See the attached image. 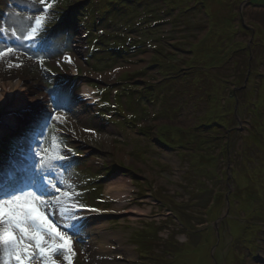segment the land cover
Masks as SVG:
<instances>
[{"label": "rangeland", "instance_id": "374dc122", "mask_svg": "<svg viewBox=\"0 0 264 264\" xmlns=\"http://www.w3.org/2000/svg\"><path fill=\"white\" fill-rule=\"evenodd\" d=\"M47 3L0 0V48L19 50L0 82L27 101L0 138V197L51 179L97 209L79 213L72 264H264V0ZM36 15L44 38L17 40ZM38 151L64 159L42 172ZM112 180L128 214L105 219ZM0 264H16L4 246Z\"/></svg>", "mask_w": 264, "mask_h": 264}, {"label": "snow or ice", "instance_id": "6c2138e0", "mask_svg": "<svg viewBox=\"0 0 264 264\" xmlns=\"http://www.w3.org/2000/svg\"><path fill=\"white\" fill-rule=\"evenodd\" d=\"M40 5H46L41 9L45 14H48V9L52 7V3L46 4V0H40ZM47 19V15H36L34 26L26 35H17L15 31L12 35L17 40L29 42L43 39L47 33L45 24ZM17 51L19 50L13 49L11 46H8L6 50L0 48V58ZM65 59L71 63L70 57H65ZM40 62L43 63L42 57ZM13 66L20 67L21 65L9 64V67ZM49 118L63 122V117L59 115L50 113ZM2 119L3 116L0 115V121ZM36 154L41 156L39 168L42 172L51 171L59 160L64 159L60 155L46 159L40 151ZM46 183L47 189H50L51 192L45 190L43 193H38L20 189L6 192L4 197H0V246L5 247L9 258L14 259L16 264H31L34 250H38L39 256L44 258V264H56L52 257L57 250H63L67 264H72V257L75 256L72 248V236L77 235V232L72 230L83 219L79 213L84 210L97 211V209H86L80 200L79 193L62 192L51 179H48ZM55 193H59V195ZM65 218L67 223L57 224V221ZM58 228L63 230L60 231Z\"/></svg>", "mask_w": 264, "mask_h": 264}, {"label": "bare ground", "instance_id": "6f19581e", "mask_svg": "<svg viewBox=\"0 0 264 264\" xmlns=\"http://www.w3.org/2000/svg\"><path fill=\"white\" fill-rule=\"evenodd\" d=\"M75 73V70H73ZM17 87L14 89L13 86ZM19 82H17L15 85L10 87V85H5V83L0 82V105L1 107L5 108L3 111V119L0 121V138L6 134L10 130H15L18 128L19 123L22 119V112L25 111L26 106V96L23 95L22 93H19ZM80 95L81 97H84L85 100L92 101L90 97L93 95V92L89 87H83L82 90H80ZM11 98L14 100V102H10ZM83 99V98H82ZM8 101L10 102L8 105ZM11 105V106H10ZM116 179V178H115ZM118 181H110L106 187L107 192L109 195L111 194L113 202L117 203V207L121 210V206H123L124 201L122 200V197L119 196V194H122L123 192L119 190L117 186H114L115 183ZM114 207V209H107L103 208L102 209V217L105 219L108 218H115V217H120L127 215L128 213H124L122 210L119 211ZM132 214V213H130ZM63 220V219H62ZM92 222V221H91ZM96 224V223H94ZM88 228V231L92 232V229L95 227L93 225H85ZM237 229H234V233H237ZM99 252V251H98ZM103 254V253H101Z\"/></svg>", "mask_w": 264, "mask_h": 264}, {"label": "crops", "instance_id": "0c3cea01", "mask_svg": "<svg viewBox=\"0 0 264 264\" xmlns=\"http://www.w3.org/2000/svg\"><path fill=\"white\" fill-rule=\"evenodd\" d=\"M252 5H253V6L258 5V2H257V4H256L255 2H253ZM255 9H256V8H255ZM257 9H259V8H257ZM260 28H261V27H260ZM258 38H261V37H258ZM166 126H170L171 128H172V127H175V128L177 127V128H179V130H181V131L184 129V127H180V126H172V125H169V124L166 125ZM179 130H178V131H179ZM183 131H184V130H183ZM177 138H178V137H177ZM171 140H172V138H171L170 140H168V141L171 142ZM168 146H169V144H168ZM164 149H165L167 152L172 153L176 148L170 150V147H168V148L165 147Z\"/></svg>", "mask_w": 264, "mask_h": 264}, {"label": "trees", "instance_id": "16d2710c", "mask_svg": "<svg viewBox=\"0 0 264 264\" xmlns=\"http://www.w3.org/2000/svg\"><path fill=\"white\" fill-rule=\"evenodd\" d=\"M227 32H229V33H230V29H229V28H227Z\"/></svg>", "mask_w": 264, "mask_h": 264}]
</instances>
